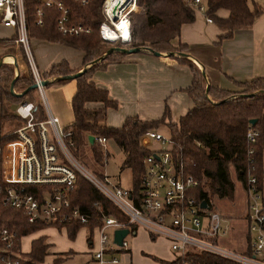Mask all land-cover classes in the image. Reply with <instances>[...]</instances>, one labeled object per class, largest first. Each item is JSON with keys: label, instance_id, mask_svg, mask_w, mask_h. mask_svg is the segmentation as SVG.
<instances>
[{"label": "trees", "instance_id": "trees-1", "mask_svg": "<svg viewBox=\"0 0 264 264\" xmlns=\"http://www.w3.org/2000/svg\"><path fill=\"white\" fill-rule=\"evenodd\" d=\"M68 10L70 23H81L89 26L90 32L82 36H62L55 28L57 12L53 8L46 9L42 25L36 26L32 22L37 0H23L25 13V27L27 36L57 42L83 52L81 67L70 70L64 61L52 65L40 74L41 79L49 80L58 76L84 70L73 79L74 92L70 97L69 106L72 121L65 127L73 132L76 154L79 148L87 147L96 164L102 165V153L96 143L89 144L87 136H102L114 141L122 153L121 167L130 172L131 189L135 190L142 172L141 159L148 150L140 144V137L147 129H157L161 125L168 133L171 150L182 171L197 180L195 194L198 198L208 200L210 197L231 200L234 183L230 178V167L236 179L246 187L247 173L256 179V187L260 190L263 167L262 153L264 151V79L255 78L250 81L235 83L241 90L229 91L206 85L202 73L195 64L179 53L185 45L177 41L181 24L194 20L195 12L187 4L189 0H135L140 9L129 14V35L127 45L118 41L114 47H144L155 52H164L184 63L191 72L190 85L185 92L193 106L179 117L177 123L164 122L167 110L155 120H140L137 117H125L119 127L107 126L104 123L107 108H116L117 103L110 99L104 89L94 86L90 81L94 71L104 69L107 64L117 63L124 53L117 50L107 53L102 59L95 61L103 54L109 44L98 36V25L102 20L100 4L102 0H89L87 5L81 6L73 0H60ZM205 6L204 14L211 21L226 27L228 31L220 37H229L235 27L249 26L260 14L261 10L255 3L249 5L247 0H201ZM132 9H136L137 7ZM219 8L227 9L226 18H219L215 12ZM14 39H12L13 41ZM91 63L88 67H85ZM68 80H50L47 85H60ZM12 86L10 88V83ZM33 83L32 77L14 76L11 64H0V144L14 135L8 131L19 127L22 121L15 115L14 106L21 101H34V118L40 120L44 114L39 102L33 100L35 89L20 93ZM99 102L100 108H88L86 103ZM254 119V123H249ZM9 125L4 131L3 125ZM256 130L257 135L253 143L246 139L247 128ZM2 129V130H1ZM252 149L249 153L248 150ZM0 157V228L4 227L16 232L18 238L46 227L43 223H30L18 209L10 206L5 199L6 185L2 181ZM38 187L28 186V190L36 192ZM73 204L79 205L89 212L91 203L98 202L103 210L118 215L114 206L109 204L84 178L76 176L74 188L70 193ZM61 225H57V228ZM79 224H66L65 232L69 239H73ZM92 223L87 225L86 239L91 236ZM18 239L15 243L18 244ZM48 244L44 236L30 241L29 250L15 257L13 264L41 263ZM188 260L192 264H232L230 261L204 252H187ZM156 259L155 257H152ZM61 257L54 258L51 264H57ZM161 264H179L180 260H159Z\"/></svg>", "mask_w": 264, "mask_h": 264}, {"label": "built area", "instance_id": "built-area-1", "mask_svg": "<svg viewBox=\"0 0 264 264\" xmlns=\"http://www.w3.org/2000/svg\"><path fill=\"white\" fill-rule=\"evenodd\" d=\"M32 22L36 26L43 23L46 9L57 12L56 31L62 36H82L90 32L89 26L70 23L68 10L60 0H37ZM84 6L89 0H73ZM127 3L135 4V0ZM187 4L195 13L202 14L206 22L205 6L201 0H189ZM117 5L100 4L102 20L98 25V36L102 41L127 43L129 35V14L136 9L127 5L122 12L125 23H120L110 14ZM0 24L15 28L13 42L19 45L29 66L30 74L37 86L35 92L44 118H34L35 105L31 101H21L14 107L15 115L22 124L11 134L14 138L0 147L4 164L2 181L6 185V202L20 210L30 223H43L47 226L76 223L87 228L92 223L88 240L92 257L97 264L118 261V254L128 249L126 235L137 228L144 229L152 239L163 238L179 264H192L187 252H204L222 257L232 264H264V196L256 187V179L247 173L245 193V251L241 253L223 248L218 239L226 234L223 219L217 214L212 202L198 198L195 194L197 180L182 171L181 163L173 155L169 137L162 136L155 129H147L140 137V144L148 150L141 159L142 172L135 190L121 187L107 176H97L88 171L76 158L73 132L57 126V118L52 115L45 99L42 80L34 68L28 52V36L25 27L23 0H0ZM119 28L124 32L120 33ZM105 29L115 31L116 37H106ZM125 34L123 39L122 35ZM257 132L249 127L246 139L255 141ZM93 142L104 148L106 138L93 136ZM149 144H154L148 147ZM252 149H249L250 153ZM84 178L118 212V215L103 210L98 202H92V213L73 204L70 193L76 176ZM38 187L36 192L28 190ZM204 201L205 206H201ZM127 229L120 244L113 242V231ZM108 231H111L109 235ZM18 236L15 231L0 228V264H13L21 255ZM206 264V263H196Z\"/></svg>", "mask_w": 264, "mask_h": 264}, {"label": "crops", "instance_id": "crops-1", "mask_svg": "<svg viewBox=\"0 0 264 264\" xmlns=\"http://www.w3.org/2000/svg\"><path fill=\"white\" fill-rule=\"evenodd\" d=\"M247 2L249 5L255 3L259 6L260 14L249 26L233 28L229 37H220L228 31L226 27L213 21L206 22L203 15L199 13L194 14L195 18L192 22L181 24L179 27L177 41L186 46L181 52L183 53L182 56L195 64L202 73L206 85L237 91L239 87L235 83L250 81L255 78L264 79V0H247ZM228 14V10L224 8H219L215 12L219 18H226ZM14 37V27L0 24V64H11L14 76H27L30 74L29 66L21 47L12 41ZM27 45L34 68L40 74L60 61H64L70 70H77L81 67L83 52L80 50L29 36ZM71 51L79 53V61L78 59L72 60ZM178 55L170 56L164 52L154 55L147 50H139L128 55L124 54L117 63L107 64L104 69L94 71L90 81L95 87L104 89L108 97L117 103L116 108L106 109L104 121L108 122L105 124L119 127L125 117L155 120L163 115L164 109L167 110L164 122L177 123L179 117L193 106L184 90L190 85L191 72L184 63L175 58ZM101 106L99 102L86 103L88 108H100ZM69 110L70 119H72L70 106ZM70 123L62 126V128L65 129ZM5 129H9V127ZM263 161L264 155L262 153L263 173L260 193L264 196ZM241 187L245 205V193L242 184ZM54 229H56L55 226H46L29 234L33 236L31 240L44 236L49 247L51 242L45 234L51 230L55 231ZM86 229L85 227L77 229L82 231L79 232L82 234L81 239L83 238L81 245L90 253L92 264H97L92 257L89 239H86ZM138 229L132 231L128 249L118 254V261L103 264H161L158 259L174 260V255L169 251L165 239H152L141 228L142 232H139L141 235L137 237ZM62 230L66 233L65 229ZM22 237L18 238L19 248ZM143 246L147 247L145 249L148 250L147 252H139L138 249ZM48 247L46 253L51 251ZM246 247L243 251L246 250ZM20 252L25 253L21 248ZM61 253L62 259L68 258L69 253Z\"/></svg>", "mask_w": 264, "mask_h": 264}, {"label": "rangeland", "instance_id": "rangeland-1", "mask_svg": "<svg viewBox=\"0 0 264 264\" xmlns=\"http://www.w3.org/2000/svg\"><path fill=\"white\" fill-rule=\"evenodd\" d=\"M136 7L137 9L134 11V13L140 9L138 6ZM119 14L122 15V13H119ZM127 43H124V44L127 45ZM109 45L110 46H108L107 49L114 47L115 44L112 43ZM124 48H127V47H124ZM71 53H72L71 54L72 60H76V59H78V61L80 60V55L78 52L71 51ZM126 54L128 55L131 53H126ZM102 55L103 54H101V56ZM99 58H97L95 61L100 60ZM90 64L91 63H88L86 66L88 67ZM38 74L40 76V73ZM29 75L31 76V74ZM53 79L49 78L48 81L53 80ZM74 85H75V82L72 79V80H68L66 83L61 84V85L49 84V85L43 86V91H44L46 102L48 104V107L52 115L57 118L58 120L57 126L59 128L70 123V121L72 120L70 119L71 114L69 110V100H70L71 95L74 92ZM239 90H241L240 87H239ZM32 96H33V100H35V102H38L36 92ZM28 101H31V100H28ZM31 102L34 103V101H31ZM105 122L107 123L108 121H104V123ZM5 125L6 124H4L2 127L4 128V131L8 130L5 128L9 127V125L7 126ZM12 131L9 130L8 132L11 133ZM157 131L162 136H165V137L168 136L166 128L163 125L158 127ZM5 142L1 143L0 147H2V145ZM96 145L102 153V165L96 164L94 162L87 147L78 149V152L76 154L77 160L91 173L97 176H101V174H103L107 176L112 182L119 184L121 187L130 188L131 181H130L129 169L126 167H121L123 156L119 148L114 143V141L111 139H106V142L104 143V148L99 146L98 144ZM152 146H154V144L148 145V147H152ZM263 155H264V152H263ZM0 157H1V153H0ZM1 165H2L1 174L3 177V172L5 171L3 161L1 162ZM263 165H264V161H263ZM229 172H230V178L232 179L234 183V192H233L232 199L227 200V199H220L218 197H210L209 200L212 202V207L214 211L220 216H222V219H223L222 225L226 228V234L222 238L218 239L217 244L228 250L241 253L246 247V225H245V220L243 218V215H245L244 194L242 191L241 184L236 179L233 169L231 167L229 169ZM55 227H56V229H54L55 231L51 230V231L46 232L45 234L48 236L47 238L51 242V245H49L48 247L51 249V251H48L45 254L42 262L38 264H51L54 258L62 256L61 252H67L69 253L68 254L69 256L68 258L61 260L57 264H92L91 262L92 258H91L90 253L86 249H84L83 246L81 245L83 242V238L81 239L82 234L79 232H82V231L77 230L78 233H75L76 236L74 235L73 239H69L67 235H65L66 233H64V231L60 227L59 229L57 228V226ZM139 232H142L140 228L137 230V233H138L137 237L141 235V233ZM108 233L110 235L111 231H108ZM32 237L33 236L29 234V235L23 236L20 239V248L23 252L28 251L29 242ZM131 237H132L131 234H128L125 237V240L127 241L128 245L131 241ZM133 246L134 244L132 245V247L130 245L131 250L133 249ZM145 249H147V247L143 246L139 248L138 250L139 252L140 251L147 252L148 250H145Z\"/></svg>", "mask_w": 264, "mask_h": 264}, {"label": "water", "instance_id": "water-1", "mask_svg": "<svg viewBox=\"0 0 264 264\" xmlns=\"http://www.w3.org/2000/svg\"><path fill=\"white\" fill-rule=\"evenodd\" d=\"M112 50H117L119 52H122L124 54L126 53H132V52H137L139 50H147L148 52L154 54V55H158L159 52H155L149 48H144V47H131V48H124V47H119V48H116V47H111L109 49H107L103 55L99 58V59H102L107 53L111 52ZM181 55H183V53H179ZM13 66L15 67V64L13 63ZM84 70V68H82L81 70L75 72V73H72V74H68V75H62V76H58L56 78H54L53 80H72V79H75L82 71ZM48 80H44L42 79L40 82H39V85L40 86H46L48 84ZM12 86V82L10 83V88ZM36 84L35 83H32L30 86H28L26 89H24L20 95L26 93L28 90L30 89H35L36 88ZM249 123H254V119H250L249 120ZM87 142L89 144H92L93 143V136L92 135H88L87 136ZM201 206H205V203L204 201L201 202ZM127 233V229H116L113 231V242L116 243L117 245L120 244V241L122 239V237Z\"/></svg>", "mask_w": 264, "mask_h": 264}, {"label": "bare ground", "instance_id": "bare-ground-1", "mask_svg": "<svg viewBox=\"0 0 264 264\" xmlns=\"http://www.w3.org/2000/svg\"><path fill=\"white\" fill-rule=\"evenodd\" d=\"M127 1L128 0H105L106 6L119 4L116 8V11L114 13L110 14L111 18H117V19L119 18L118 21L120 23L118 24V27H120V25H123L125 23L122 16H120L121 14H119V13H122V10L124 9V7H126L127 5H131V8L135 7V5L127 3ZM119 32L123 33L124 29L119 28ZM105 34H106V37H108L109 39H113L114 37H116L117 33L115 31L110 30V29H105ZM125 36H126L125 34L122 35L123 39L125 38Z\"/></svg>", "mask_w": 264, "mask_h": 264}]
</instances>
